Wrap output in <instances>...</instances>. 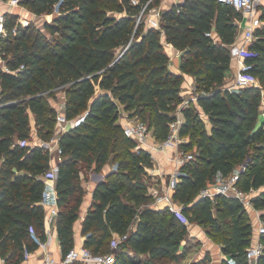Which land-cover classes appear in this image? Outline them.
Wrapping results in <instances>:
<instances>
[{
    "label": "trees",
    "instance_id": "obj_1",
    "mask_svg": "<svg viewBox=\"0 0 264 264\" xmlns=\"http://www.w3.org/2000/svg\"><path fill=\"white\" fill-rule=\"evenodd\" d=\"M21 1L39 16L53 13V19L32 22L1 43L10 68L24 64L17 73L0 65V253L6 263L20 264L26 250L38 247L33 228L40 239H46L41 200L47 186L41 175L50 166L51 153L31 143V113L38 136L50 139L58 110L48 95L65 87L66 116L88 113L59 140L57 227L63 255L75 246V223L87 193L81 181L84 164L101 171L112 152L121 150L127 152L132 169L143 167L151 155L145 148L133 150L135 141L119 121L122 104L130 116L147 122L159 141L169 137L171 123L181 111L180 135L186 137L181 146L195 150L196 156L183 166L175 201L189 220L221 237L230 256L221 264H250L247 248L255 227L248 206L237 197L201 192L251 156L238 184L245 192L258 190L251 200L264 209V162L257 161L264 159V120L257 123L264 112V30L251 45L254 54L246 58L260 83L230 90L225 86L232 62L230 45L241 16L231 5L178 0L162 8L161 27H155L137 20L146 5L147 11L160 0H63L59 12L54 11L59 0ZM9 16L12 24L17 14ZM43 28L51 30V37ZM163 35L181 50V70L194 76L197 102H185L181 94L185 76L170 69ZM203 114L213 124L210 130ZM128 178L120 167L96 183L83 221L84 244L94 252H107L115 234H128L114 249L112 264H153L152 258L169 254L181 243L188 226L168 207L142 201L150 197L146 184L132 180L127 186ZM145 254L150 260L141 258ZM257 264H264V252Z\"/></svg>",
    "mask_w": 264,
    "mask_h": 264
},
{
    "label": "built area",
    "instance_id": "obj_2",
    "mask_svg": "<svg viewBox=\"0 0 264 264\" xmlns=\"http://www.w3.org/2000/svg\"><path fill=\"white\" fill-rule=\"evenodd\" d=\"M63 0H59L55 4V12H59L60 5ZM223 4L233 6L240 12L241 16L236 19L237 24V36L235 41L230 45V52L232 59L238 61V69L236 70L235 80L230 86H226L230 90L241 89L246 86L258 84V77L254 74L250 68L251 65L246 62V58L254 54V50L251 49V45L254 41L263 33L264 30V0H218ZM147 5L141 11L138 22L144 20L148 25L155 27H161V7H152L148 9L150 15L146 17ZM9 14H17L14 18V22L11 24ZM46 15V17L44 16ZM43 16H39L30 8H28L21 0H0V65L6 71L17 73L18 70L24 68V64H21L19 68H10L3 58L1 51V43L10 35H16L21 28H25L31 25L32 22H39L47 19V16H52L53 13H46ZM44 18V19H43ZM40 26V25H39ZM97 93L100 90L99 85H96ZM197 97V96H196ZM181 112V111H180ZM178 112L177 119L171 123V133L168 138L162 141L155 142L151 148L159 150L166 149L167 147L176 148L175 169L169 179V182L162 188L154 189L153 194L156 199L154 205L158 208L168 207L172 212L176 213L186 223L189 222L188 217L183 213L182 205L175 201L174 194L184 174L183 166L189 160L195 158V150H186L182 148L181 144L185 141V138L180 135V125L183 121L182 113ZM88 111L83 112L75 118H68L65 114V110L58 109L57 122L60 124V128L57 134L50 139H41L37 143L50 150V153L57 152L62 153L60 147L61 133L68 130L71 127L79 125L85 120ZM124 133L131 137L135 141V148H145L148 151L151 149L148 147L149 139L152 135V131L149 128L147 122L140 119H132L128 115H121L119 119ZM27 140H22L21 144L24 145ZM56 143V144H55ZM51 162V161H50ZM61 162V160H60ZM60 162L50 163L48 170L41 175L46 184V189L43 193L41 203L45 208V232L46 239L42 240L34 234V238L38 242V247L34 251L26 250L25 259H27L33 252H43L44 264H112L116 260L115 248L119 243L127 238L128 234H115L111 240V250L107 252H94L92 248L86 246L84 243L80 246H74L66 254H64L58 262L48 253L49 239L54 235V230L57 227V219L59 215L60 206L57 202V189L56 180L58 178L60 170ZM116 168V165H114ZM240 173H232L226 177L215 187L211 192H205L210 196L221 193L228 196L239 198L246 206L251 205L252 200L238 184ZM257 238L247 248V258L250 264H257L258 258L264 252V217H261L257 226ZM86 236H84L85 242Z\"/></svg>",
    "mask_w": 264,
    "mask_h": 264
},
{
    "label": "rangeland",
    "instance_id": "obj_3",
    "mask_svg": "<svg viewBox=\"0 0 264 264\" xmlns=\"http://www.w3.org/2000/svg\"><path fill=\"white\" fill-rule=\"evenodd\" d=\"M176 1L178 0H160L159 4L156 6L164 8L168 4ZM146 12H148V10ZM149 15H150V11L146 14V17H148ZM44 16L46 17V15ZM52 19L53 16L51 15L47 16V20H52ZM146 24L148 25L147 22ZM43 31L47 33L49 37H51L52 33L50 29L43 28ZM236 70H233L232 74L228 73L229 79L232 80L233 82L235 80ZM226 83H227V79H226ZM259 83H260V79L258 78V84ZM183 86H182V90H192V92L196 94L195 84L193 85L191 82L189 81L186 82V80H184ZM54 90H55L54 94L48 95V97L50 98L52 104L56 106L57 110L58 109L60 110L63 107H65L67 92L65 87H56ZM120 110H121V115H128L132 119L142 120V118L139 117L138 115L130 116V111L124 109V106L122 104H120ZM257 123H259V118L257 120ZM59 128H60V124L57 122L55 125L54 136L57 134ZM133 150L135 152H139L140 149L134 147ZM155 151H160V150L156 149ZM121 152H122L121 150L112 152L110 159L106 164V167L104 166L101 171H96L93 168H89L86 166V164H84L83 166L82 162L79 163L81 167L83 166L81 169V181L87 193L90 190L89 185L94 182L96 183L97 180L101 177V175L103 176L102 179H104L111 170L118 169L121 167L123 170H125V173L128 174L129 177L128 178L129 180H127V186L132 180L144 182L147 186L148 195L150 197L143 198L142 201L154 205V201L156 199L155 195L153 194L154 189L161 190L162 188H164V185H166L169 182L172 172H168L164 174V177H161V174L159 173V171H157L160 170L159 162L155 160L151 155L148 158V160L143 163L144 164L143 167H135L131 169V163H129L130 159L128 157L127 152H123V154ZM250 160H251V156H248L247 160L244 163L239 164L232 173H240L243 170H245L248 161ZM257 161L263 163L264 159H259ZM114 165H116V168H114ZM219 178L216 177L217 180ZM216 179L209 182L201 193L204 194L205 192H208L209 187L217 183ZM217 185L218 184H216V186ZM256 192H258V190H253L248 192L247 195L249 196V198H252V195H254ZM125 195L127 199L130 198V193H128L127 190L125 191ZM253 205L254 204H251L249 206V208H251L250 209L251 211L248 209L247 211L248 217L250 219L253 218L256 219L258 217V212L262 213L261 215L262 217H264V209L256 208L257 209L256 210L253 207ZM187 226H188L187 234L182 239L181 243L173 246L169 254L167 255L159 254L155 258H152L153 264H194L195 262H198L199 260L204 259L206 257H209L207 264H221V261L223 259L221 258V254L224 252L222 248L221 237H219L218 235H212L208 233L207 228L199 224L195 220H189ZM225 255H226L225 258L230 257L228 253H225ZM141 258L143 260H150V256H148L147 254L141 255Z\"/></svg>",
    "mask_w": 264,
    "mask_h": 264
},
{
    "label": "crops",
    "instance_id": "obj_4",
    "mask_svg": "<svg viewBox=\"0 0 264 264\" xmlns=\"http://www.w3.org/2000/svg\"><path fill=\"white\" fill-rule=\"evenodd\" d=\"M162 42L165 45V48L170 55V61H169L170 69L173 70L174 72H177V73H183L185 76L186 82L189 81L194 85L195 84L194 76L191 75L190 73H186V72H183L181 70V60H182L181 50L179 48L173 46L172 44H170L166 40L164 35L162 37ZM236 69H238V61L236 59H232L231 67L227 71V74H226V79H227V83H226L227 85L226 86H230L233 82L232 80L229 79L228 73L232 74L233 70H236ZM183 88H184V86H183ZM181 94L185 98V102H188L190 99H193L194 101L197 102V97H196L197 94H194L192 92V90H181ZM61 110L64 111L65 107H63ZM203 116L205 118L207 128L210 130L212 128L213 124H212V122L208 116H206L204 114H203ZM263 120H264V112L262 111L259 115V123L258 124H260ZM31 125H32V131H33V139L31 141V143H34V142L36 143V142L40 141L42 138L40 136H38L37 128H36V120H35V116L33 113H31ZM158 141L159 140H157V138L155 137V135L153 134V131H152V135H151V137L149 139V143H148V147L151 149L149 152L152 153L151 156L159 162L160 170H157V171H159V173L161 174V177H164V174H166L168 172H173V170L175 169V166H176V164H175L176 148L175 147H167L166 149H163L160 151H155L156 148H151V146L155 142H158ZM60 160H62L61 154H58L56 151L51 154V162L50 163L54 164L56 162H60ZM105 167H106V165H105ZM102 178H103V176L101 175V177L97 180V182H99ZM217 178H219V179L217 180L215 178L217 180L216 184H219V182L224 179V177H222V176H217ZM96 183L94 182V183L89 185L90 190L87 193V195L85 196V200L82 204L80 218L75 223V246H80L81 244L84 243V235L82 233L83 221L85 219V216L87 214L88 209L92 205L93 188L96 185ZM216 184L211 185L208 189V192L213 191L216 187ZM251 204H253V203H251ZM249 206H248V209L250 210L251 208H249ZM253 207L256 209V207L254 205H253ZM261 214L262 213L258 212V217L256 219H254V218L251 219V222L253 223V225L255 227V234H254L253 241L256 240V238H257L256 226H257L260 218L262 217ZM54 231H55L54 235L51 237V239H49V243H48L47 247H48V253L56 260V262H58L60 260V258L63 256V253H62L61 244H60V240H59V236H58V227H56V229ZM32 234H33V236H34V234L37 235L34 228L32 230ZM44 255H45V253H43V252H33L27 259H24L20 264H44ZM225 256L226 255L223 252L221 254V258H225ZM0 264H7L5 259L1 256V253H0Z\"/></svg>",
    "mask_w": 264,
    "mask_h": 264
},
{
    "label": "water",
    "instance_id": "obj_5",
    "mask_svg": "<svg viewBox=\"0 0 264 264\" xmlns=\"http://www.w3.org/2000/svg\"><path fill=\"white\" fill-rule=\"evenodd\" d=\"M197 97H198V95H197ZM101 180H103V179H101ZM101 180H100V181H101Z\"/></svg>",
    "mask_w": 264,
    "mask_h": 264
}]
</instances>
